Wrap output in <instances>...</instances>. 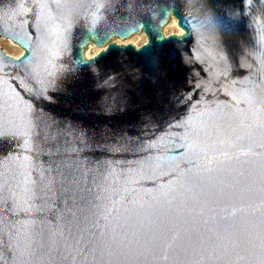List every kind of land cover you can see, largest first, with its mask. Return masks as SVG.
Wrapping results in <instances>:
<instances>
[{
    "label": "water",
    "instance_id": "obj_1",
    "mask_svg": "<svg viewBox=\"0 0 264 264\" xmlns=\"http://www.w3.org/2000/svg\"><path fill=\"white\" fill-rule=\"evenodd\" d=\"M0 39V264H264V0H0Z\"/></svg>",
    "mask_w": 264,
    "mask_h": 264
},
{
    "label": "rangeland",
    "instance_id": "obj_2",
    "mask_svg": "<svg viewBox=\"0 0 264 264\" xmlns=\"http://www.w3.org/2000/svg\"><path fill=\"white\" fill-rule=\"evenodd\" d=\"M163 33L165 36L171 35V34H175V35H179L180 34V30L178 29L177 25H176V21L174 19H172L167 25L166 27H164L163 29ZM118 44H132L136 47H140L141 45H143L144 43H146V36L144 34H140V35H134L133 37H131L130 39L126 40V41H119L117 40ZM0 48L9 56L17 58L22 54V50L16 46L15 44L6 41L4 39H0ZM105 48H97L94 45H90L88 46V48L85 50V56L86 58L90 59L93 58L94 56H96L100 50H104Z\"/></svg>",
    "mask_w": 264,
    "mask_h": 264
},
{
    "label": "bare ground",
    "instance_id": "obj_3",
    "mask_svg": "<svg viewBox=\"0 0 264 264\" xmlns=\"http://www.w3.org/2000/svg\"><path fill=\"white\" fill-rule=\"evenodd\" d=\"M172 19H174V18H172ZM172 19H171V20H172ZM171 20H170V21H171ZM174 20H175V19H174ZM175 21H176V20H175ZM178 29H179V28H178ZM179 30H180V29H179ZM181 33H182V32H181V30H180V34H181ZM142 34H143V33H142ZM180 34H179V35H180ZM119 41H120V40H119ZM121 42H122V41H121Z\"/></svg>",
    "mask_w": 264,
    "mask_h": 264
}]
</instances>
